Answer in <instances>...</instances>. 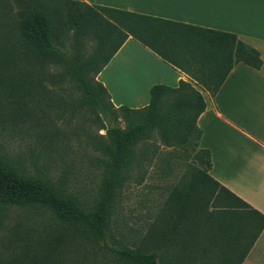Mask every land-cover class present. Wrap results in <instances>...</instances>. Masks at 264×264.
Returning a JSON list of instances; mask_svg holds the SVG:
<instances>
[{
    "label": "trees",
    "instance_id": "obj_1",
    "mask_svg": "<svg viewBox=\"0 0 264 264\" xmlns=\"http://www.w3.org/2000/svg\"><path fill=\"white\" fill-rule=\"evenodd\" d=\"M130 36L191 80L153 85L144 107L116 106L97 76ZM89 40L95 45L85 55ZM238 62L263 65L260 51L231 32L83 0H0V264H68L63 247L76 238L126 264H212L211 244L225 238L230 245L240 234L250 250L264 215L210 174L211 152L200 147L198 125L207 107L203 91L215 96ZM68 80L105 131L89 141L102 168L92 204L29 173L7 147L14 138L32 141L39 153L50 147L60 134L50 115L64 104L56 88L64 90ZM153 160L165 175L174 163L184 172L135 247L110 240L115 206ZM210 201L215 212L203 219ZM12 207L42 210L54 225L8 226ZM203 233L210 244L198 241ZM229 262L223 257L220 264Z\"/></svg>",
    "mask_w": 264,
    "mask_h": 264
},
{
    "label": "crops",
    "instance_id": "obj_2",
    "mask_svg": "<svg viewBox=\"0 0 264 264\" xmlns=\"http://www.w3.org/2000/svg\"><path fill=\"white\" fill-rule=\"evenodd\" d=\"M159 18L231 32L258 49L261 68L236 63L198 118L200 147L210 150V174L264 215V0H83ZM116 106H146L155 84L191 80L129 37L98 74ZM225 246L228 264H264V228L250 250L245 238Z\"/></svg>",
    "mask_w": 264,
    "mask_h": 264
},
{
    "label": "rangeland",
    "instance_id": "obj_3",
    "mask_svg": "<svg viewBox=\"0 0 264 264\" xmlns=\"http://www.w3.org/2000/svg\"><path fill=\"white\" fill-rule=\"evenodd\" d=\"M94 45L95 42L89 40L84 54L88 55ZM56 91L64 98V104L61 113L53 111L50 115V122L60 130V134L55 137L50 147L39 153L38 147L34 146L32 141L17 138L10 139L7 147L10 154L18 158L29 173L62 184L82 202L92 204L98 197L102 168L98 163L100 152L95 150L89 141L90 137H98L105 131L99 129V122L82 102V93L72 81L68 80L64 90L56 88ZM184 168V164L174 163L172 171L165 175L160 168V162L157 160L147 162L142 169L144 172L142 182L137 183L136 179H133L114 208L108 230L110 240H120L135 247L164 206L171 187L178 182ZM137 172L136 168L134 176ZM213 212H215L213 202H207L202 218L211 217ZM19 222L39 230L54 225L52 217L42 210L10 208L8 226ZM199 240L203 245L210 244L209 237L204 233L199 235ZM211 246L210 263L220 264L225 255L226 239L219 240ZM63 249L68 264H126L101 250L87 238H76L69 243L66 242Z\"/></svg>",
    "mask_w": 264,
    "mask_h": 264
}]
</instances>
